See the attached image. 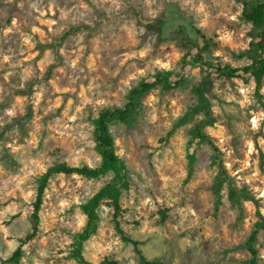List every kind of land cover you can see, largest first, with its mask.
I'll use <instances>...</instances> for the list:
<instances>
[{"label": "rangeland", "instance_id": "obj_1", "mask_svg": "<svg viewBox=\"0 0 264 264\" xmlns=\"http://www.w3.org/2000/svg\"><path fill=\"white\" fill-rule=\"evenodd\" d=\"M242 11L240 0H0V264H79L81 206L114 174L54 175L36 226L39 180L58 164L99 167L100 112L124 107L150 75L181 72L187 41L215 65L248 66L254 31ZM155 21L162 24L147 28ZM78 26L87 28L63 40ZM214 74L213 121L199 105L195 65L186 85L153 90L132 121L111 125L130 188L120 216L100 208L87 261L252 264L248 244L258 232L252 248L264 264V229L256 230L264 224V85ZM198 127L212 145L197 146L192 172ZM220 164L228 180L218 199Z\"/></svg>", "mask_w": 264, "mask_h": 264}, {"label": "trees", "instance_id": "obj_2", "mask_svg": "<svg viewBox=\"0 0 264 264\" xmlns=\"http://www.w3.org/2000/svg\"><path fill=\"white\" fill-rule=\"evenodd\" d=\"M243 11L242 16L246 22L253 28V37L246 51V57L251 62L248 66L232 67L230 65H215L209 60L205 48L198 45L195 41L189 40L186 45L188 51L182 60V70L178 73L157 72L150 75L133 88L129 94V102L122 108H105L98 118L94 121L96 148L101 157L99 167L89 166H70L66 163L51 167L47 173L39 180L37 188V198L34 203L33 219L38 226L40 213L44 203V197L54 175H78L87 179H96L107 176L111 173L114 177L106 183L87 203L81 206L83 215L86 217V224L83 231L75 236L73 243V256L79 261V264H93L84 257V247L86 243L97 233L100 222V208L104 204H109L115 211L116 218L122 214V196L125 190L130 188V171L126 162L118 155L116 140L111 130V125L115 122L129 123L133 120L135 113L141 105V98L155 89L174 90L187 84L193 67L197 65L202 73V79L196 89V95L199 100L200 108L205 111L206 117L214 120V114L211 109V101L208 95L211 93L215 74L226 79H253L258 91H261L264 85V0H240ZM161 21L149 23V29H154L161 25ZM87 26H78L70 29L63 40L70 36H76ZM192 140L190 141L191 153L189 152L191 171H194V164L197 159V146L211 140L202 131L201 127L191 131ZM215 149H217L215 147ZM228 180L227 173L223 164L219 165V172L214 187L217 198L221 196V190ZM233 196L235 194H232ZM260 216V213H257ZM116 225L120 230V223L116 220ZM257 231L264 229V224H257ZM121 231V230H120ZM258 232H254L249 242V251L254 259L252 264H257L256 252L252 248V243L256 240ZM124 240L129 241L127 238ZM21 258V251L18 250L12 261L18 263ZM101 264H118L115 261L106 260Z\"/></svg>", "mask_w": 264, "mask_h": 264}]
</instances>
